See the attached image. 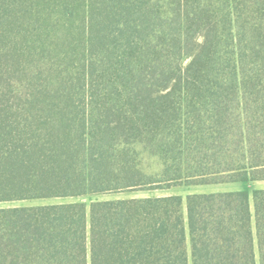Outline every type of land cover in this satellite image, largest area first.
Returning a JSON list of instances; mask_svg holds the SVG:
<instances>
[{
    "label": "trees",
    "instance_id": "obj_1",
    "mask_svg": "<svg viewBox=\"0 0 264 264\" xmlns=\"http://www.w3.org/2000/svg\"><path fill=\"white\" fill-rule=\"evenodd\" d=\"M264 180V0H0V202ZM0 264H264V189L0 207Z\"/></svg>",
    "mask_w": 264,
    "mask_h": 264
},
{
    "label": "rangeland",
    "instance_id": "obj_2",
    "mask_svg": "<svg viewBox=\"0 0 264 264\" xmlns=\"http://www.w3.org/2000/svg\"><path fill=\"white\" fill-rule=\"evenodd\" d=\"M214 185H207L203 186L202 188L204 190H208ZM195 190H197L194 186H175L171 187L169 189H154V190H143V191H128V192H119V193H104V194H98L93 196H87L82 198H49V199H33V200H16V201H6V202H0V207H9V206H18V205H35V204H44V203H61V202H70L74 200H80L87 205L95 199H113L117 197H129V196H152V195H164V194H179L183 198L186 197V195L193 193Z\"/></svg>",
    "mask_w": 264,
    "mask_h": 264
},
{
    "label": "crops",
    "instance_id": "obj_3",
    "mask_svg": "<svg viewBox=\"0 0 264 264\" xmlns=\"http://www.w3.org/2000/svg\"><path fill=\"white\" fill-rule=\"evenodd\" d=\"M207 185H214V186H212L208 190H204L202 187ZM190 186H194L197 189L193 193H215V192L247 190L251 194L253 189H264V180L256 181L253 184L248 182H229V183H216V184H203V185H190Z\"/></svg>",
    "mask_w": 264,
    "mask_h": 264
}]
</instances>
